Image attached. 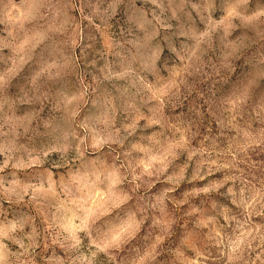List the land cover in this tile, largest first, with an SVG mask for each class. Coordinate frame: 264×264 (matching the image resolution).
Listing matches in <instances>:
<instances>
[{"label":"rangeland","instance_id":"rangeland-1","mask_svg":"<svg viewBox=\"0 0 264 264\" xmlns=\"http://www.w3.org/2000/svg\"><path fill=\"white\" fill-rule=\"evenodd\" d=\"M0 264H264V0H0Z\"/></svg>","mask_w":264,"mask_h":264}]
</instances>
